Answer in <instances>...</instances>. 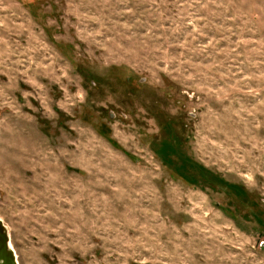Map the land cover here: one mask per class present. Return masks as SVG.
Instances as JSON below:
<instances>
[{
  "label": "rangeland",
  "instance_id": "obj_1",
  "mask_svg": "<svg viewBox=\"0 0 264 264\" xmlns=\"http://www.w3.org/2000/svg\"><path fill=\"white\" fill-rule=\"evenodd\" d=\"M0 220L18 264H264V0H0Z\"/></svg>",
  "mask_w": 264,
  "mask_h": 264
},
{
  "label": "water",
  "instance_id": "obj_2",
  "mask_svg": "<svg viewBox=\"0 0 264 264\" xmlns=\"http://www.w3.org/2000/svg\"><path fill=\"white\" fill-rule=\"evenodd\" d=\"M0 264H18L16 253L11 246L8 229L0 220Z\"/></svg>",
  "mask_w": 264,
  "mask_h": 264
},
{
  "label": "bare ground",
  "instance_id": "obj_3",
  "mask_svg": "<svg viewBox=\"0 0 264 264\" xmlns=\"http://www.w3.org/2000/svg\"><path fill=\"white\" fill-rule=\"evenodd\" d=\"M12 246V245H11ZM13 248V247H12ZM15 251V250H14ZM16 253V252H15ZM17 256V255H16Z\"/></svg>",
  "mask_w": 264,
  "mask_h": 264
}]
</instances>
